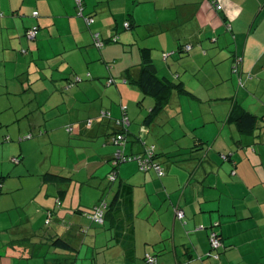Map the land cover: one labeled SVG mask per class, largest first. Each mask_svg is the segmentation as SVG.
Returning <instances> with one entry per match:
<instances>
[{"label": "crops", "instance_id": "obj_1", "mask_svg": "<svg viewBox=\"0 0 264 264\" xmlns=\"http://www.w3.org/2000/svg\"><path fill=\"white\" fill-rule=\"evenodd\" d=\"M84 2L91 26L74 0H0V110L9 114L0 138L11 137L0 147V264H146V253L157 264H264V0ZM94 33L107 41L102 50ZM181 44L192 50L179 53ZM144 49L158 77L186 89L152 121L156 101L139 86ZM237 105L258 117L254 132L237 128ZM124 113V153L154 146L164 177L124 163L110 185V137ZM31 130L37 140L19 143ZM48 173L72 182H47ZM122 185L133 191L131 236L116 239L114 213L96 225L82 212ZM212 232L222 241L216 253ZM58 238L70 246H55Z\"/></svg>", "mask_w": 264, "mask_h": 264}, {"label": "trees", "instance_id": "obj_2", "mask_svg": "<svg viewBox=\"0 0 264 264\" xmlns=\"http://www.w3.org/2000/svg\"><path fill=\"white\" fill-rule=\"evenodd\" d=\"M74 2L76 5L77 16L79 18H82L85 21V23L87 24V26H91L95 22V20H94L93 15H86L85 14V2H84V0H81L80 5H78L75 0H74ZM0 15H1L0 18L4 17V14L2 12H0ZM33 16H34V13H33ZM88 19H93L94 22L89 25L87 23ZM128 25L129 26L127 28L130 29V27H131L130 22H128ZM125 26H126V24H125ZM33 27L38 28V34H39L40 27L38 25H33L32 27H30L27 30L26 37H27L29 30L32 29ZM96 34L99 35V39L101 40V42L103 44L101 47H98L95 43V40H96L95 35ZM37 37H38V35H37ZM92 38H93V46L95 48H97L98 50H102L106 46L107 41L103 40L99 33L92 34ZM29 41H34V40H29ZM110 41L114 42V43L118 42V38L117 37L112 38ZM187 47H190V50H187ZM191 50H192V45L181 44L179 53H181V54L189 53ZM166 55L168 58V54H166ZM142 57H143V61H144L143 64L144 65H143L142 72H141V78L139 80V86L145 92L149 93L156 101L155 108L152 110V114L150 115V119H149L152 121L155 119V117H157L164 110V108H166L170 104V101L172 98V93L174 90H178L180 92H186V89L184 87L182 80H180V83L178 82V84H177V83H172V81H170L168 79L158 77L153 70V65L149 61L150 58H149V53L147 50H145V49L142 50ZM238 61H239V58H236L235 59V65L233 67L234 72H235V67L240 66V64H241V62L239 63ZM238 71H239V68H238ZM238 71L236 73H238ZM124 78H125L126 83L128 82V80L130 81V79L128 78L127 75H125ZM109 80H112L114 83L113 79H109ZM109 80H108V82H109ZM231 116H232L237 128L241 132L252 133L257 129L258 117L256 115L246 111L245 109L241 108L240 106L237 105L233 109ZM117 120L118 119L114 120V126H115V122ZM70 127L73 129V131H71V132L68 131V128H70ZM67 131L70 134H73L75 131L74 126H68ZM113 135L114 134L111 135L110 139L112 138ZM35 137H37L36 133L31 130V133H29L28 135L19 137L18 142L21 143L23 141L32 140ZM10 138H11L10 136H4L3 138H0V146L5 144V143L10 142ZM152 147L154 148V151H153L154 154L151 157V159H152L153 163L155 164V166L159 167L163 171L164 175L159 176L155 169H152L150 171H154L159 178H162L166 175V172H165L164 168L162 167V165L158 161V153H157L155 147L154 146H152ZM152 147L146 148L145 151L149 150ZM145 151L142 154H138V155H144ZM127 156H133V155H127ZM223 156H224V158H223ZM113 159H114V155H113L112 160H111V165H112ZM222 160L223 161L231 160L230 155L229 154L228 155L223 154ZM14 161L16 163L20 162L18 158H15ZM128 163H136V162H128ZM138 167H139V165H138ZM118 168H119V166L116 169L118 170ZM139 170H140V168H139ZM150 171H148V172H150ZM148 172H143V173H148ZM110 174H109V176H110ZM232 174H235V172H233ZM44 179L47 182H57V183H62V184H68L69 182H72V177L62 175V173L61 174H59V173H56V174L55 173H48L44 176ZM108 181H109L110 185H112L113 183H115L117 181V178L115 179V181H111V179L108 177ZM0 187H2L1 183H0ZM119 188L120 189L116 192V194L113 198L108 199L105 196H103L100 199L99 203L97 205H95L92 209L84 210L82 212L84 214V216H86L92 224H96V225H102L104 223L105 216L107 213H114L116 220H117V224L114 225V232H115L116 239L122 238V236L123 237L131 236L130 230H128V229H129V227L131 228V225H132V222L127 223V221H129V219H131L130 208L132 207V192H133L132 187L129 185H122ZM58 199L61 201L60 198H58ZM61 204H62V202H61ZM96 209H101L104 212L102 223H99V222L93 220V218H91V216L94 214ZM47 213H51L54 216L53 211H48ZM121 215H122V219L120 220ZM87 230H88V228H83L82 232L84 234H87ZM55 246L66 248V247H69L70 244L68 242H66L65 240H62L61 238H58L55 241ZM146 254H150V253H146ZM150 255H152V254H150ZM152 256L156 257L155 255H152ZM144 260L146 262V255H145Z\"/></svg>", "mask_w": 264, "mask_h": 264}, {"label": "built area", "instance_id": "obj_3", "mask_svg": "<svg viewBox=\"0 0 264 264\" xmlns=\"http://www.w3.org/2000/svg\"><path fill=\"white\" fill-rule=\"evenodd\" d=\"M77 2L78 5L81 4V0H75ZM213 4L215 5V8L217 10H221V6H219L218 4H216L215 2H213ZM1 16V15H0ZM34 16L37 17L38 13L35 12ZM94 21L93 19H88L87 23L90 25L92 24ZM128 23H126V28L128 27ZM38 35V28L37 27H33L32 29L29 30L28 34H27V38L29 40H35L37 38ZM95 43L98 47H101L103 44L101 42V40L99 39V35L96 34L95 35ZM187 50H190V47H187ZM164 58H167V55H164ZM239 63L241 62V59H239L238 61ZM239 66L235 67V72L238 71ZM113 81L109 80V84H112ZM125 110V109H124ZM102 116L104 118H110V114L109 113H102ZM89 125H91V122L89 121ZM130 125V120L127 116L126 113L123 114V116L118 119L115 122V127H116V132L114 133V135L111 138V142L118 147V150L116 151V153L114 154V159L112 161V166H113V170L109 176V178L111 179V181H115V179L117 178V167L120 166V164H124V163H128V162H136L139 165V168L142 172H148L152 169H155L158 173L159 176H163L164 173L163 171L155 166V164L153 163L151 157L153 156V151L154 148H150L149 150L145 151L144 155H133V156H127L124 153V148L126 145V141H127V133H128V127ZM68 131L71 132L73 131V129L70 127L68 128ZM224 158V156H223ZM57 206L60 207L61 206V201L59 199H57L56 202ZM103 216H104V212L101 209H96L94 214L91 216V218H93V220L102 223L103 222ZM47 219H48V223L52 220L53 218V214L51 213H47ZM177 218L179 219H183L184 218V213L183 211H177ZM218 224H215L214 226H217ZM203 228V227H202ZM210 242H211V247L213 250H219L222 247V241L219 237V235L216 232H212L210 234ZM215 258H218V255L214 256ZM146 263L147 264H157V258L150 255V254H146Z\"/></svg>", "mask_w": 264, "mask_h": 264}, {"label": "rangeland", "instance_id": "obj_4", "mask_svg": "<svg viewBox=\"0 0 264 264\" xmlns=\"http://www.w3.org/2000/svg\"><path fill=\"white\" fill-rule=\"evenodd\" d=\"M122 4H125V2H123ZM128 4H129V14H132L131 10L134 9L132 5L135 4V3H133V4H132V3H128ZM127 13H128V11H127ZM169 54H170V53H169ZM170 60H171V59H170ZM170 60H169V61H170ZM249 78H252V79H253V78H256V77L253 75L252 77L250 76ZM172 81H173V83H177V82L174 81V80H172ZM177 84H178V83H177ZM242 86H243V84H242V82H241V87H242ZM3 99L5 100L6 98H2V99H0V103H1L2 101H4ZM19 99H20V98H17V99H14V100L19 101ZM2 103H3V102H2ZM0 105H1V104H0ZM2 110H3V109H2ZM2 110H0V121H2L3 118L6 119V120H8L7 117H8L9 114H8L6 111H3V112H2ZM0 123H1V122H0ZM129 126H130V125H129ZM3 130H4V127L0 126V131L4 132ZM36 138H37V137H35V138H34L33 140H31V141L28 140L27 142H24V143L30 145V143H32L33 141L37 140ZM5 145H6V144H5ZM5 145H1V146H5ZM1 146H0V147H1ZM28 149H30V146L28 147ZM49 149L52 150V148H49ZM64 150H65V152H66L67 150H69V147H67V149H64ZM69 152H70V157H74V156L76 155L77 150H76L75 148L71 147L70 150H69ZM36 160H37V159L35 158V156H30L29 162H30V164H34ZM12 168H14V166H13ZM108 177H109V175H108ZM24 192H25V191H23L22 193H24ZM20 196H21V195H20ZM5 197H6V196H5ZM3 201H4V203H9V201H10V202H14V199L10 196L9 199H8V198H4ZM57 208L59 209L60 207L57 206ZM2 214H3V213H1L0 215H2ZM5 215H8V214H5ZM3 219H4V221H6L7 218L4 217ZM46 222H47V220H46ZM213 252L216 253V252H218V251H217V250H213Z\"/></svg>", "mask_w": 264, "mask_h": 264}]
</instances>
